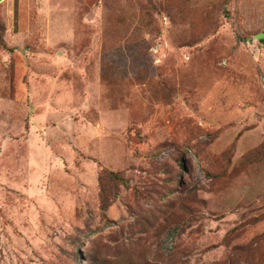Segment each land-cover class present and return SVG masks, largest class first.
<instances>
[{"label": "rangeland", "instance_id": "1", "mask_svg": "<svg viewBox=\"0 0 264 264\" xmlns=\"http://www.w3.org/2000/svg\"><path fill=\"white\" fill-rule=\"evenodd\" d=\"M0 264H264V0H0Z\"/></svg>", "mask_w": 264, "mask_h": 264}, {"label": "trees", "instance_id": "2", "mask_svg": "<svg viewBox=\"0 0 264 264\" xmlns=\"http://www.w3.org/2000/svg\"><path fill=\"white\" fill-rule=\"evenodd\" d=\"M112 176V182L114 183H121L122 185H126V180L123 179V177H121L120 175L118 174H114V173H111L110 174Z\"/></svg>", "mask_w": 264, "mask_h": 264}]
</instances>
